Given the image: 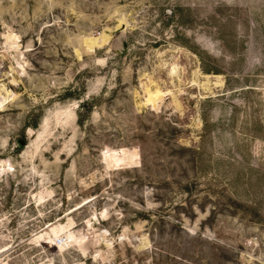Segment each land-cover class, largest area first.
I'll use <instances>...</instances> for the list:
<instances>
[{
	"label": "rangeland",
	"instance_id": "rangeland-1",
	"mask_svg": "<svg viewBox=\"0 0 264 264\" xmlns=\"http://www.w3.org/2000/svg\"><path fill=\"white\" fill-rule=\"evenodd\" d=\"M0 264H264V0H0Z\"/></svg>",
	"mask_w": 264,
	"mask_h": 264
},
{
	"label": "bare ground",
	"instance_id": "bare-ground-1",
	"mask_svg": "<svg viewBox=\"0 0 264 264\" xmlns=\"http://www.w3.org/2000/svg\"><path fill=\"white\" fill-rule=\"evenodd\" d=\"M1 99H3V98H1ZM110 157V156H109Z\"/></svg>",
	"mask_w": 264,
	"mask_h": 264
}]
</instances>
